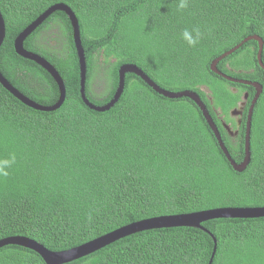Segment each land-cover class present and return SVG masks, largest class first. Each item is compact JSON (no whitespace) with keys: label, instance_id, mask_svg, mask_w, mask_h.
Listing matches in <instances>:
<instances>
[{"label":"trees","instance_id":"16d2710c","mask_svg":"<svg viewBox=\"0 0 264 264\" xmlns=\"http://www.w3.org/2000/svg\"><path fill=\"white\" fill-rule=\"evenodd\" d=\"M59 3L72 7L79 21L86 93L93 103H107L118 87L121 65L136 63L162 88L197 91L211 113L219 109L227 119L249 91L247 114L255 89L228 81L210 63L249 35L264 41V0H189L182 10L179 0H0L6 24L0 71L41 105L59 99V86L48 71L20 56L14 42ZM192 28L203 33L195 47L181 38ZM24 46L57 68L66 97L54 111L38 110L0 83V158L16 154L9 175L0 178V239L26 236L63 251L146 218L264 206V71L255 40L218 64L233 77L263 85L253 109L251 160L241 172L232 167L193 100L167 98L133 73H126L124 91L112 108L88 107L64 11L55 10ZM97 73L104 84L98 96L91 90ZM220 133L232 158L241 162L245 130L237 143L227 131ZM215 245L212 264H264V216L150 228L65 264H209ZM0 264L45 262L31 249L6 245L0 248Z\"/></svg>","mask_w":264,"mask_h":264},{"label":"water","instance_id":"95a60500","mask_svg":"<svg viewBox=\"0 0 264 264\" xmlns=\"http://www.w3.org/2000/svg\"><path fill=\"white\" fill-rule=\"evenodd\" d=\"M55 10H62L64 11L67 16L69 17L73 29V39L75 48L78 55V62H79V69H80V85H81V98L85 102V104L99 112L107 111L112 108L121 97L124 87H125V75L126 73H133L139 76L143 81H145L150 87L154 89L157 93L167 97V98H182L187 97L193 100L200 110L203 113V116L209 125L210 129L214 132L216 139L218 140L219 146L223 150L224 154L226 155L227 159L230 161L232 167L237 171H244L250 160H251V150H250V134H251V122L253 116V109L255 103L257 102L260 94L263 91V85L258 81H251L240 79L238 77H233L226 72H223L219 69L218 64L219 62L224 59L225 57L231 55L233 52L238 50L246 41L255 40L259 45L258 53H257V60L261 68L264 69V63L262 60V52L264 47V41L261 36L259 35H249L247 36L242 42L233 46L232 48L226 50L221 55L217 56L212 60L210 63V68L213 72L218 75H221L225 79L230 82L241 83L245 85H250L255 89V95L251 101V104L247 110V126L245 131V155L241 162H236L224 140L222 139V135L218 129L217 124L215 123L212 115L210 114L207 105L202 100L201 96L197 91L193 90H182V91H171L165 88H162L159 84H157L142 68H140L136 63H128L123 64L119 68V84L114 93V96L105 104H95L91 101L86 93V79H87V57L85 53L84 46L81 40V33H80V26L79 21L75 12L66 4L59 3L56 4L45 12H43L38 18H36L33 22H31L27 27H25L15 38V50L16 52L26 58L36 62L40 65L43 69L48 71L49 74L55 79L57 85L59 86L60 96L59 99L52 105H41L36 101L32 100L30 97L26 96L22 93L18 88H16L0 71V83L10 91L16 98L24 102L25 104L44 111H54L58 109L64 102L66 97V86L64 83V79L62 78L60 72L57 68L44 56L41 54L34 52L32 50H28L24 46L25 39L34 32L39 26H41L47 18L55 11ZM6 35V24L5 19L0 11V47L5 39ZM244 101L242 102L243 106L246 105V101L249 99V94L246 92L244 97ZM239 106L234 108L231 111V115H239L243 114L244 107ZM231 133V132H230ZM264 216V206H255V207H222L218 209H211V210H203V211H196L191 213H182V214H167L162 216H155L152 218H146L139 221L132 222L130 224L124 225L115 229L107 234H104L100 237H97L91 241H88L82 245L73 247L68 250L63 251H53L48 249L43 244L39 243L38 241L26 237V236H10L4 237L0 239V248L6 245H19L31 249L37 252L42 259L44 260L45 264H65L72 260L81 258L94 252L95 250L115 241L116 239L123 237L125 235L147 230L150 228H162V227H179V226H193V227H201V222L209 219V218H218V217H247V218H256ZM203 228V227H202ZM210 235L214 238L215 243L216 239L214 235L207 230ZM216 251V245L214 247L213 254L210 258L209 264H212L213 258Z\"/></svg>","mask_w":264,"mask_h":264},{"label":"flooded vegetation","instance_id":"af4514ba","mask_svg":"<svg viewBox=\"0 0 264 264\" xmlns=\"http://www.w3.org/2000/svg\"><path fill=\"white\" fill-rule=\"evenodd\" d=\"M258 66H259V68H261L259 63H258ZM227 67H228V69L233 70L232 67L229 64H227ZM261 69L264 71L263 68H261ZM255 70H256V68L252 69V71H255ZM205 90H206V92L208 91L207 88ZM247 93L250 96L249 91H247ZM202 100H203V98H202ZM243 101H241L240 106H243V104H242ZM248 101H249V99L246 101V105L243 106L244 107V111L246 109L245 107L247 106V102ZM207 108H208L210 114L212 115L215 123L217 124L219 131L220 132H221V130L227 131L228 135L231 137L232 141L234 143H237L238 142V138H239V134H240V130L244 129L246 131L247 114H245L244 112H243V114H239V115H231L230 114L229 119H227L228 117H226L224 114H222L219 109L216 110V109L213 108V110H214V114H213V113H211V109H209L208 105H207Z\"/></svg>","mask_w":264,"mask_h":264},{"label":"clouds","instance_id":"9594fccd","mask_svg":"<svg viewBox=\"0 0 264 264\" xmlns=\"http://www.w3.org/2000/svg\"><path fill=\"white\" fill-rule=\"evenodd\" d=\"M188 6H189V0H179L178 3L179 9L182 10L187 8ZM202 37H203V33L199 28L184 29L183 32L181 33V38L189 47H195L199 43ZM15 163H16V154L14 152L9 153L6 158H0V178L7 177L9 175V169H11Z\"/></svg>","mask_w":264,"mask_h":264},{"label":"rangeland","instance_id":"374dc122","mask_svg":"<svg viewBox=\"0 0 264 264\" xmlns=\"http://www.w3.org/2000/svg\"><path fill=\"white\" fill-rule=\"evenodd\" d=\"M93 82H94V84L91 85L92 92H94V94H96L97 96L101 95L102 91H103L104 84H103V79L100 78V76H99V73H97L95 75V77L93 78Z\"/></svg>","mask_w":264,"mask_h":264},{"label":"bare ground","instance_id":"6f19581e","mask_svg":"<svg viewBox=\"0 0 264 264\" xmlns=\"http://www.w3.org/2000/svg\"><path fill=\"white\" fill-rule=\"evenodd\" d=\"M72 8V7H71ZM1 11V10H0ZM59 11V10H58ZM45 12V11H44Z\"/></svg>","mask_w":264,"mask_h":264}]
</instances>
